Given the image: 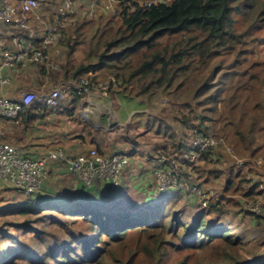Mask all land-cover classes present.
Segmentation results:
<instances>
[{
  "label": "trees",
  "instance_id": "16d2710c",
  "mask_svg": "<svg viewBox=\"0 0 264 264\" xmlns=\"http://www.w3.org/2000/svg\"><path fill=\"white\" fill-rule=\"evenodd\" d=\"M12 1L19 5L21 0ZM77 1L78 6L86 5L84 10L88 8L90 0ZM116 2L109 14L99 11L95 18L84 15L69 22V27H64L65 19L61 20L59 40L53 44L59 54L57 50L51 52V45L42 48L47 57H53L55 69L47 58L26 64L35 67L41 76L55 75L53 72L57 71L58 80L65 82L87 76L95 83L112 77L115 82L111 81L110 92L121 89L140 100L163 92L170 103L186 108L179 118L175 117L185 128L198 133L221 121V134L216 136H223L238 154L247 152L255 159V166L259 151L264 153V66L252 60L251 48L264 41V0ZM51 21L54 23V18ZM6 25L12 28L14 23L0 24ZM17 28V32L22 30L19 33L23 40L42 47V36L35 39ZM55 54L60 56L58 60ZM68 96L71 103L83 98L73 92ZM60 103L24 106L15 119L1 122L13 132L15 128L24 130L47 111L73 114V108ZM154 116L152 121L159 122L156 132H168L170 126ZM0 137L10 141L8 132ZM168 137L173 139L175 135L169 133ZM96 149L111 155L132 148L115 152ZM177 149L192 152L184 143H179ZM197 153L198 158L208 159L207 151ZM198 172L201 174L204 169L198 168ZM223 172L220 168L206 171L207 176L216 178ZM247 173L241 169L229 171L222 192L211 197L207 211L192 214V221L180 220L177 211L167 215L166 201L172 190L162 195L159 207L154 204L133 213L121 194L113 200L95 190L96 186L82 185L78 197L68 191L63 195L59 192L67 187L46 186L47 177L31 197L18 192L26 199L13 205L12 213L18 221L9 225L14 231L0 228V238L6 237L10 242L0 252V264H17L19 260L31 264H108L106 253L115 245L125 247L117 264H210L188 263V255L172 261L180 252L209 247H215L214 254L221 264H264V257L258 253L245 256L242 240L223 225L211 226L209 219L210 214H224L227 206L238 207L241 202L235 195L261 194L257 182L249 186L253 178ZM55 188L58 192L54 194ZM72 200L76 203L72 204Z\"/></svg>",
  "mask_w": 264,
  "mask_h": 264
},
{
  "label": "rangeland",
  "instance_id": "374dc122",
  "mask_svg": "<svg viewBox=\"0 0 264 264\" xmlns=\"http://www.w3.org/2000/svg\"><path fill=\"white\" fill-rule=\"evenodd\" d=\"M100 1H102V3H105L107 0ZM169 1L170 0H167V2ZM55 3L57 8L60 5L61 0H56ZM74 5L75 14L73 17L75 19L82 17V12L84 11L86 5L78 6L77 0H75ZM48 7L53 10L52 5ZM115 7L116 4L113 5V9H111L108 14L113 12ZM52 10L48 9V15H46V18L48 22L53 24V22L50 20L53 15ZM104 14L107 15V13ZM98 15L100 14L95 13L90 17L95 18ZM33 16L35 17V15ZM53 17L55 18V16ZM66 21H68V18L64 21V27H69V22ZM56 54H59V50L56 51ZM55 57L57 60L58 58H60L59 55H56ZM52 58L53 57H49L48 55L47 61L50 63V65H52V69H54L55 64H53ZM251 58L252 60H255L260 66H264V41L260 44L252 46ZM103 80L105 79H101L100 81ZM58 86L59 85H55L54 87ZM54 87H51L49 89H52ZM111 92L109 91L107 92V94H104V92L97 91L90 95H81L85 100L86 98L88 99V97L93 96L95 101H101V104L89 105L86 107L83 106V103H80V101L78 102V104L71 103L68 100V94L63 95L58 102H61L60 105H63L64 107H68L71 109L73 108V114L67 116V113L63 111V113H61L63 120L59 121L60 127L62 126L64 129L65 125H63V122H69V120L71 119V123L73 125H75V123H80L82 125L83 132H85L86 135L89 136L90 134L91 137H97L105 141L108 146H110L111 144L113 145V147H115L114 145L118 141L126 142L128 138L137 140L133 142H139L142 145L147 146V148L150 147L151 149L149 154L152 156V161H147V163H145L146 165H149V163H155V165H157L155 159L158 156H163L167 161L170 162V166L173 165L174 169L179 172V184H188V187H195L199 190V195L190 194L191 196H188V193L181 192L179 190H172L170 198L167 199V205L165 204L169 208L167 210V215H171V213L177 211L178 213L176 216L183 221H192V214L195 215V213H202L203 211H207L211 197L216 198L217 194L219 195V193L222 192V186L227 178L229 171L232 170L233 172H235L236 170L239 171V169H241V172L245 174L248 171V177L253 178V180L250 181L249 186L257 182L256 184H258V186H260L262 189L261 194L256 197H246L240 194L235 195L234 197L241 202L238 207L227 206L224 208V214L219 216V214L213 213L210 214L211 216L209 217V219L211 221V226L223 225V227L230 230L231 234L234 237H238L242 240V248L244 250L243 254L245 256L251 257L253 254L258 253V255H262L264 257V207L262 206L264 205V166L258 163L254 166L253 164L255 159L249 157L250 155L247 152L243 155L238 154V152L223 136H216L219 133L221 134V121H219L217 125H214V129L210 125L209 126L211 128H208L205 131H203L204 129H202L203 135H211L210 139L212 141V148L205 149L209 155L208 159L203 160L198 158L197 152H190L186 150L180 151L179 149H177L179 143H184L187 148L190 147L192 142L196 140L195 135L197 133L194 132L195 129L191 127L185 128L180 123V121L175 118H179L183 114V112H186V108L183 107V105L170 103L167 99V96H165L163 92H159L151 96L150 98H143V100H140L139 98L134 97L133 95L130 96L126 94L125 91H123L126 96L131 97V99L134 100V103H137V106L142 109L139 112L140 114H136L134 112V114L130 116L131 109L126 107L123 103H118L117 99H115L114 101L110 95ZM109 97H111V100H109ZM82 113L88 114L90 122L93 126H91L81 118ZM153 116L158 117L159 119H163L166 124L170 126L169 131L156 132L159 122L154 120L152 121ZM149 119L152 122L147 123V120ZM207 123L210 124L209 122ZM2 124V134H7L8 127H5L4 123ZM94 126L98 128L96 129ZM114 126L117 127L113 128ZM169 133H173L175 137L173 139H170L168 137ZM4 140L5 142L19 147L20 149H22V145L24 144V141L22 143L13 142L11 140L8 141L4 138H1L0 142H4ZM88 149L90 148H87L86 150L84 149L83 151H87ZM107 149L108 148H106V151ZM263 155V150L259 151V154H257V159L263 158ZM144 157V160H146L147 157ZM236 161H241V166L239 168L235 166L234 162ZM250 166L252 167L251 169L248 168ZM198 168L204 169V172L200 174L198 172ZM214 168L223 169V174L218 178H216L215 176H207L206 171ZM171 170L173 169L170 168V171ZM142 171V173L145 175L146 171L144 169H142ZM146 182L148 183L145 184V189L153 188V192L150 191V193L148 194L146 193V191H144L142 194H136L132 199H126L125 201V203H128L127 205L130 211L133 213L140 209L151 207V205L154 204H156V207H159V202L162 201V195L168 194L166 191L162 192L156 189L158 186V180L154 172V168H152L151 176H147ZM101 184L102 183H98L95 186L99 189L100 193H104L102 195H104L105 197L110 195L117 196L121 193V178L120 183L117 187L111 184L109 185V187H104L101 186ZM108 191L111 194L108 195ZM157 192L161 193L158 194ZM59 193H64L63 195H66L65 189H62V192L60 191ZM150 195H152L153 197H150ZM189 197L192 198L189 199ZM24 199H26L24 195H21L20 193H18V191L12 189L9 184L0 180V228L9 229L11 232L14 231V228L9 225V222L18 221L16 215L12 213L14 209L13 205ZM72 201V204L76 203L74 202V200ZM162 205L164 206V204ZM9 244L10 242L6 239V237H1L0 252ZM124 248V246H113L106 253L108 264H117L116 259L121 253L125 252ZM215 250V247H209L198 252L193 250L183 251L178 253V255H174L172 257V261L176 259H183L186 255H188V263H191L192 261L196 263L197 261L199 263L221 264L214 254ZM17 264L31 263L26 262V260H19Z\"/></svg>",
  "mask_w": 264,
  "mask_h": 264
},
{
  "label": "built area",
  "instance_id": "2783aa9c",
  "mask_svg": "<svg viewBox=\"0 0 264 264\" xmlns=\"http://www.w3.org/2000/svg\"><path fill=\"white\" fill-rule=\"evenodd\" d=\"M53 1L56 0H21L19 5H16L12 0H0L1 23H14L16 27L28 31V36L31 37L33 36V30L29 25L27 15L33 14L36 19L41 20L40 23L44 32L41 41L42 47L31 40H23L21 34L14 38L16 46L14 50L4 49L5 43L0 41V46H3L0 59L1 70L15 66L18 63L43 62L47 58L42 48L58 42V26H62L61 20L68 18V22H71L75 19L73 17L75 14V0H61L53 24L40 18V14H37L36 10L43 4ZM116 3V0H107L105 3L100 0H90L88 8L82 12V16H90L99 11L109 12ZM111 81L115 82L114 78L109 77L106 80H98L93 83L89 77L85 76L76 82L59 85L41 94L26 90L17 96L0 95V134L3 132L1 130L3 125L1 120L15 119L24 106H31L36 102L48 106L56 105L63 95L71 92L78 95H90L101 91L107 94ZM8 83L9 79L0 74V85L3 86ZM113 87H116L115 83ZM195 138L196 140L190 146L193 152L206 151L205 149L212 147L211 135H203V132H198ZM136 150L131 149L106 155L101 154L95 147H92L85 152L69 155L62 148H57L47 150L39 157L33 158L25 155L22 149L17 146L8 142H0V180L13 186L18 192L29 198L41 189L47 179L50 162L59 161L65 165L71 176L87 188L104 182L117 187L130 159L137 153ZM155 162L157 165L154 167V172L158 180V190H179L188 193V196L199 195L197 188H190L188 184H179V172L174 169L173 165L170 166V162L163 156H158ZM256 162L264 165V158H259ZM234 163L237 167L241 166V161ZM170 168L173 170L170 171Z\"/></svg>",
  "mask_w": 264,
  "mask_h": 264
},
{
  "label": "crops",
  "instance_id": "0c3cea01",
  "mask_svg": "<svg viewBox=\"0 0 264 264\" xmlns=\"http://www.w3.org/2000/svg\"><path fill=\"white\" fill-rule=\"evenodd\" d=\"M52 5L53 10L49 8L48 6ZM55 5V9H54ZM48 9L52 10L53 15L50 18H54L53 16L56 15V3H46L40 6L36 13L40 14V18H42L45 21H48L46 18V15H48ZM28 21L31 29L33 30V36L36 38H39L43 36V28L40 23V19H36L33 14H28ZM1 24V23H0ZM18 29L15 24L12 26H0V41H3L5 44L4 49L14 50L16 48L14 38L18 35H20L19 32H22V30H19V32L16 31ZM25 31V30H23ZM28 32V31H27ZM19 33V34H18ZM23 38V37H22ZM22 40V39H20ZM50 46V45H49ZM53 47L51 52H54L57 50L55 45H51ZM3 46H0V59L2 54ZM50 55H53V53H50ZM1 62V61H0ZM56 67V66H55ZM55 69V68H54ZM3 72V73H2ZM53 72V71H52ZM56 72V73H55ZM55 75H39L35 67L27 65L26 66H20L19 68L9 69V68H3L0 69V74L7 77L9 79V83L6 85H0V95L5 96H17L22 91L25 90H32L36 92L37 94L45 93L49 88L54 87L55 85H64L65 83H71V82H65L62 80H58L59 78V72L54 71ZM111 97L115 101L117 99L118 103L125 104L126 107L130 108L132 116L134 112L136 114H140L139 112L142 110L139 106H137V103H134V100L131 99V97L126 96V94L123 93L121 89H113L111 92ZM111 97H109V100H111ZM80 103H83V106H89V105H96L101 104V101H95V99L92 97L86 98H80ZM78 101V102H79ZM74 103V104H78ZM99 102V103H97ZM112 102V101H111ZM43 103L36 102L33 104V106ZM86 109V108H84ZM81 118L90 124V119L88 117V114L82 113ZM62 115L60 112L58 113H50L46 112V115H43L42 117L38 118L36 121H34L32 124H30L27 128L19 129L15 128L11 131L8 130V133L10 135V140L13 142H20L23 141V147L25 151L29 153L30 156L38 157L47 150L50 149H57L62 148L67 154L69 155H76L80 152H84L83 150L87 148L92 147H99L102 150L107 151H119V149H135L137 148L138 152L130 159V163L127 165L126 169L123 171L121 175L122 180V187H121V199H132L136 194H142L144 191L146 193H150V191L153 190V188L145 189V184L147 180V176H151L152 168H154L156 165L155 163L149 165H146L147 161H152V156L150 153V147L147 148V146L142 145L139 142H133L137 141L134 139H129L126 142H120L118 141L113 147V145L106 144L105 141L97 138V137H91L89 134L86 135L85 132H83L82 125L80 123H75L73 125L71 122L72 120L68 119L69 122H63L65 125L64 129L63 127L59 125V121H62ZM73 126V127H72ZM95 127V126H94ZM117 127V126H116ZM115 126L113 128H116ZM96 129L98 127H95ZM109 130V129H108ZM4 135V134H0ZM20 137V138H19ZM19 139V141H17ZM21 139V140H20ZM89 145V146H87ZM108 146V147H107ZM145 150V151H144ZM144 156L147 157L146 160H144ZM150 158V159H149ZM62 164V163H61ZM58 161L50 162L49 164V179L46 184V186H52L54 187V184H58L55 187H58L61 185L66 186L67 188L65 191H68L72 193L71 195L75 197H78L80 194V189H82V183H80L77 179H75L73 176H71L66 168L61 165ZM142 169L146 171V174L144 175L142 172ZM144 179V181H143ZM108 182H104L101 184V186L109 187ZM144 185V187H143ZM136 186V188H135ZM57 188L54 189V194L58 191H56ZM94 189V188H93ZM98 190V188H95V190ZM157 189V188H156ZM143 190V191H142ZM155 191V188H154ZM62 192V190H61ZM153 192V191H152ZM108 195L111 194L109 191L107 192ZM57 195V194H56ZM55 195V197H57ZM147 195V194H146ZM109 198H112L113 200L119 199L116 195H110Z\"/></svg>",
  "mask_w": 264,
  "mask_h": 264
}]
</instances>
